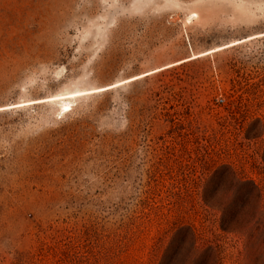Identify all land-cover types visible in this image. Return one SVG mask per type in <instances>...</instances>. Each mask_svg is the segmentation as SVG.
Masks as SVG:
<instances>
[{
	"label": "rangeland",
	"instance_id": "374dc122",
	"mask_svg": "<svg viewBox=\"0 0 264 264\" xmlns=\"http://www.w3.org/2000/svg\"><path fill=\"white\" fill-rule=\"evenodd\" d=\"M0 264H264V0H0Z\"/></svg>",
	"mask_w": 264,
	"mask_h": 264
},
{
	"label": "bare ground",
	"instance_id": "6f19581e",
	"mask_svg": "<svg viewBox=\"0 0 264 264\" xmlns=\"http://www.w3.org/2000/svg\"><path fill=\"white\" fill-rule=\"evenodd\" d=\"M224 48H226V47L218 48V49H216V50H212V51H209V52H206V53H204V54L197 55V56H192V57H190L189 59H187V60H185V61H183V62H187V61H190V60H194V59H197V58L203 57V56H205V55H208V54H210V53H212V52H215V51H219V50L224 49ZM183 62H181V63H183ZM64 98H65V97H64ZM56 99H59V98H58V97H54V98L49 99V101H55ZM70 106H71L70 103H66V102H64V103L62 104V107H61L60 112L63 113V112H65L66 110H69L68 108H70Z\"/></svg>",
	"mask_w": 264,
	"mask_h": 264
},
{
	"label": "trees",
	"instance_id": "16d2710c",
	"mask_svg": "<svg viewBox=\"0 0 264 264\" xmlns=\"http://www.w3.org/2000/svg\"><path fill=\"white\" fill-rule=\"evenodd\" d=\"M199 59H200V58H197V59H194V60H190V61L184 62V63H182L181 67L184 66L183 64H187V63H190V62H194V61H197V60H199Z\"/></svg>",
	"mask_w": 264,
	"mask_h": 264
},
{
	"label": "snow or ice",
	"instance_id": "6c2138e0",
	"mask_svg": "<svg viewBox=\"0 0 264 264\" xmlns=\"http://www.w3.org/2000/svg\"><path fill=\"white\" fill-rule=\"evenodd\" d=\"M111 87H116V85L115 84H113V85H111ZM100 91H103L104 89L103 88H101V89H99Z\"/></svg>",
	"mask_w": 264,
	"mask_h": 264
}]
</instances>
